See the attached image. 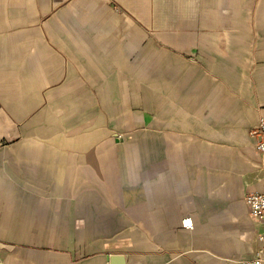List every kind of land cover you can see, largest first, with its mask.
I'll return each instance as SVG.
<instances>
[{"label": "crops", "instance_id": "1", "mask_svg": "<svg viewBox=\"0 0 264 264\" xmlns=\"http://www.w3.org/2000/svg\"><path fill=\"white\" fill-rule=\"evenodd\" d=\"M261 117L264 0H0V264L252 258Z\"/></svg>", "mask_w": 264, "mask_h": 264}, {"label": "built area", "instance_id": "2", "mask_svg": "<svg viewBox=\"0 0 264 264\" xmlns=\"http://www.w3.org/2000/svg\"><path fill=\"white\" fill-rule=\"evenodd\" d=\"M249 136L254 139L256 151L259 152L264 160V117L252 126ZM244 202L247 205L249 215L257 222L264 225V186L262 190L247 192L244 196ZM185 227H191L192 223L188 218L182 221ZM258 248L254 256L243 260L241 264H264V229L257 234Z\"/></svg>", "mask_w": 264, "mask_h": 264}, {"label": "water", "instance_id": "3", "mask_svg": "<svg viewBox=\"0 0 264 264\" xmlns=\"http://www.w3.org/2000/svg\"><path fill=\"white\" fill-rule=\"evenodd\" d=\"M110 264H125V259L122 255L108 254Z\"/></svg>", "mask_w": 264, "mask_h": 264}, {"label": "rangeland", "instance_id": "4", "mask_svg": "<svg viewBox=\"0 0 264 264\" xmlns=\"http://www.w3.org/2000/svg\"><path fill=\"white\" fill-rule=\"evenodd\" d=\"M151 74H148V76L150 77ZM131 122H129V125H130Z\"/></svg>", "mask_w": 264, "mask_h": 264}]
</instances>
